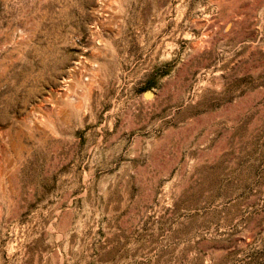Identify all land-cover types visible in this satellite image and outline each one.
I'll return each mask as SVG.
<instances>
[{"label":"rangeland","instance_id":"obj_1","mask_svg":"<svg viewBox=\"0 0 264 264\" xmlns=\"http://www.w3.org/2000/svg\"><path fill=\"white\" fill-rule=\"evenodd\" d=\"M0 264H264V0H0Z\"/></svg>","mask_w":264,"mask_h":264},{"label":"bare ground","instance_id":"obj_2","mask_svg":"<svg viewBox=\"0 0 264 264\" xmlns=\"http://www.w3.org/2000/svg\"><path fill=\"white\" fill-rule=\"evenodd\" d=\"M229 27H230L229 23H226V28H227L226 30H228Z\"/></svg>","mask_w":264,"mask_h":264}]
</instances>
